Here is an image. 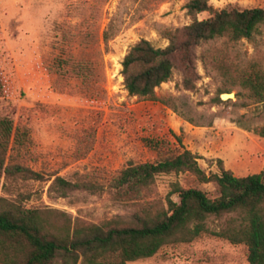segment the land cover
<instances>
[{
    "label": "rangeland",
    "instance_id": "obj_1",
    "mask_svg": "<svg viewBox=\"0 0 264 264\" xmlns=\"http://www.w3.org/2000/svg\"><path fill=\"white\" fill-rule=\"evenodd\" d=\"M189 1L0 0V118L29 130L30 144L17 161L46 179L52 177L48 182L9 181L7 188L2 179L0 197H17L29 208L101 223L129 219L138 207L116 201L108 192L59 197L50 191L54 178L76 180L88 174L107 184L130 164L155 162L184 150L201 157L199 165L207 173L219 172V159L238 177L264 170V138L254 132L264 127V104L232 86L251 63L264 69V25L253 40L232 42L225 37L195 47L188 71L177 58L170 80L156 89L168 104L131 96L125 88L122 62L131 47L142 39L157 48L168 46V31L193 22L186 9ZM209 3L218 10L264 7V0ZM209 17L201 13L197 18ZM70 48L75 56L86 52L95 62L94 76L86 80L60 75L55 63ZM214 58L222 60L225 70L213 68L209 60ZM225 94L235 97L225 100ZM217 96L229 102L215 103ZM175 183L201 189L212 198L218 195L214 183L172 173L159 175L145 199L166 203ZM224 220L209 226L219 230ZM128 264H248L247 248L205 234Z\"/></svg>",
    "mask_w": 264,
    "mask_h": 264
},
{
    "label": "trees",
    "instance_id": "obj_2",
    "mask_svg": "<svg viewBox=\"0 0 264 264\" xmlns=\"http://www.w3.org/2000/svg\"><path fill=\"white\" fill-rule=\"evenodd\" d=\"M186 9L193 22L168 31V46L157 48L142 39L126 54L122 75L131 96L168 104V100L156 94V89L170 80L177 58L183 60L188 71L187 63L195 47L225 37L232 42L253 40L264 25V7L218 10L209 0H191ZM201 13L210 17L198 20ZM209 61L213 68L225 70L222 60ZM55 66L63 77L86 80L97 69L86 52L75 56L72 48ZM232 86L240 87L257 103L264 104V69L260 63L253 62L250 68L241 71ZM187 87L194 86L187 84ZM3 91L0 80V97ZM214 102L229 101L217 96ZM254 132L264 138V127ZM29 144L27 128L16 125L8 117L0 118V186L4 179L3 188H7L9 181L52 180L17 161ZM199 159L197 154L184 150L155 162L130 164L107 184L85 174L76 180L57 176L50 185V191L63 198L74 192L94 195L108 192L114 200L138 207L129 219L118 217L92 223L54 209L29 208L17 197L1 196L0 264H128L152 258L168 245L192 243L205 234L233 245H245L248 264H264V170L238 177L219 159V172L207 173L199 165ZM172 173H190L200 183H214L218 195L212 198L201 189L175 183L166 203L145 199L152 194L159 175ZM174 196L178 199L174 200ZM223 218L221 229L210 228L211 221Z\"/></svg>",
    "mask_w": 264,
    "mask_h": 264
},
{
    "label": "water",
    "instance_id": "obj_3",
    "mask_svg": "<svg viewBox=\"0 0 264 264\" xmlns=\"http://www.w3.org/2000/svg\"><path fill=\"white\" fill-rule=\"evenodd\" d=\"M234 97H235L234 94H225V95H223V98H224L225 100H229V99H232V98H234Z\"/></svg>",
    "mask_w": 264,
    "mask_h": 264
}]
</instances>
